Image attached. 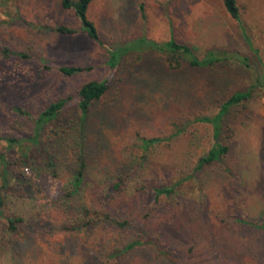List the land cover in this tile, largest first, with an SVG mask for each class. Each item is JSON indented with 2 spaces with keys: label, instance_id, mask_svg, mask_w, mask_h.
Wrapping results in <instances>:
<instances>
[{
  "label": "rangeland",
  "instance_id": "1",
  "mask_svg": "<svg viewBox=\"0 0 264 264\" xmlns=\"http://www.w3.org/2000/svg\"><path fill=\"white\" fill-rule=\"evenodd\" d=\"M60 3L0 0V175L4 168L9 172L8 189H0V264H264V97L232 115L223 166L206 169L169 199L156 200L153 191L194 169L211 146L209 129L195 117L214 113L253 73L234 65L195 70L185 61L177 67L155 51L141 59L130 52L112 71L106 67L110 51L140 38L166 42L173 29L175 40L193 47L199 58L209 50L232 51L261 71L222 0H92L87 18L100 45ZM236 4L240 25L264 63V0ZM59 26L75 34H61ZM60 66L94 69L64 76ZM103 78L107 91L82 120L77 91ZM69 98L59 121L36 138V116ZM82 125L85 180L69 198ZM176 126L182 129L177 137L141 150L140 139L168 137ZM55 139H64L63 147L55 150V170H48ZM125 168H132L131 176L117 193L112 184ZM83 205L109 207L154 243L122 251L144 237L117 233L94 215L78 218L75 209ZM9 218L22 220L13 232Z\"/></svg>",
  "mask_w": 264,
  "mask_h": 264
},
{
  "label": "trees",
  "instance_id": "2",
  "mask_svg": "<svg viewBox=\"0 0 264 264\" xmlns=\"http://www.w3.org/2000/svg\"><path fill=\"white\" fill-rule=\"evenodd\" d=\"M92 0H61V6L63 9H72L77 17L81 31L84 32L87 37L94 43L100 45L101 40L95 25L87 18V8ZM224 9L226 13L237 22L240 29V33L248 44L250 50L255 55L258 65L261 71H255L254 67L250 64V59L240 53L226 51V50H209L205 52L203 57L199 58L193 47L180 44L175 40L173 29L170 30V39L163 43H156L154 41H149L143 38L136 39L131 43L120 47L115 51L109 52V58L106 63V67L112 71L119 64L121 57L127 55L130 52H133L138 55V58L141 59L142 55L145 53L158 52L160 54L166 55L168 60L175 62L178 67L181 64V61H185L187 65L195 70H207L211 72H217L220 69H226L228 66L234 65L239 69H242L248 73H253V76H250L249 84L244 87L235 90L230 94L225 100H223L217 107V110L214 113L208 115H200L195 117L194 122L203 124L207 126L211 138V146L208 150L198 158L196 166L189 173L184 175L178 182L172 183L170 185L163 186L161 188H154V194L156 200L163 197L169 199L175 192L176 188L180 187L184 183H192L198 181L199 177L206 171V169L215 167L217 165H224V159L229 153V146L225 142L228 137V132L231 130L232 126L230 125V119L240 113L251 101L254 99H259L264 97V63L259 55L257 49L253 48L249 38L245 34L243 27L240 25V16L239 9L236 4V0H222ZM56 31L61 34L72 35L75 34V31L64 26H59L56 28ZM21 57H25L22 55ZM58 72L64 76H73L77 74L90 73L93 71V67H79V66H60L57 68ZM257 72V73H256ZM108 88L107 79L92 80L84 83L77 91L76 96V105L81 113V119L84 120L87 117V114L90 110V107L93 103L98 102L106 93ZM70 102L69 99H61L54 101L48 104L43 110L36 116L33 133L36 138H38L41 132L45 129L48 124L57 123L61 113L64 111V108ZM239 110V111H238ZM233 115V116H232ZM182 132V129L178 126L175 127L174 133H171L168 137H156L150 139H140L141 150L143 152L148 151L158 145L168 143L173 138L177 137ZM84 127L83 125L79 127L78 134L74 144L77 145L78 150L76 152V162L72 172V179L70 185L69 198L74 197L79 193L80 188L84 183L85 178V146L83 141L85 140L84 136ZM56 136L59 132L56 130L54 133ZM10 142H13L12 139H8ZM64 139H55L54 144L52 145L53 151H49L48 161L46 167L48 170H55V160L57 155L55 150L58 147H63ZM5 163V167H6ZM132 169V168H131ZM129 169V170H131ZM225 171L230 175V170L225 167ZM128 168L123 169L122 172L116 174L115 182L112 184V189L120 193L121 189L124 187L126 181L131 176L129 175L130 171ZM52 174H56L52 171ZM1 182L0 189H8L9 185V172L7 168H4L1 172ZM25 183L23 181L19 182V186L23 187ZM68 203V202H67ZM68 209L72 205H67ZM3 204L2 197L0 195V216L2 215L1 205ZM84 206V205H83ZM91 210L85 205L84 207L80 206L79 209H75V213L79 212L77 215L78 218L88 215H94L96 220L102 221L104 224L110 227L111 230L117 233H133L136 236L144 237V241H133L129 245L123 248L122 251H130L136 247H139L146 244H153L154 241L152 238L142 234L143 232L138 231V229L132 225V223L127 219H118L113 215V210L109 207H104L101 210L95 208ZM81 219V218H80ZM21 223V219H7L6 226L8 230L13 232L17 229L15 223ZM121 252V251H119ZM160 254L165 257L169 262H173V257L163 250H160Z\"/></svg>",
  "mask_w": 264,
  "mask_h": 264
}]
</instances>
